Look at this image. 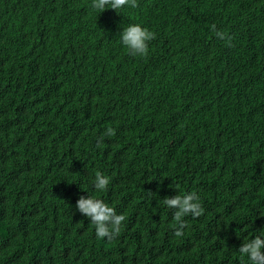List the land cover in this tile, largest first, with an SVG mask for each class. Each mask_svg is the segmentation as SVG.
Returning <instances> with one entry per match:
<instances>
[{"label":"trees","instance_id":"16d2710c","mask_svg":"<svg viewBox=\"0 0 264 264\" xmlns=\"http://www.w3.org/2000/svg\"><path fill=\"white\" fill-rule=\"evenodd\" d=\"M136 4L0 0V264H248L238 247L264 233V0ZM129 23L155 33L147 56L119 43ZM188 191L204 212L177 236L163 199ZM81 195L124 215L116 237L95 236Z\"/></svg>","mask_w":264,"mask_h":264},{"label":"clouds","instance_id":"9594fccd","mask_svg":"<svg viewBox=\"0 0 264 264\" xmlns=\"http://www.w3.org/2000/svg\"><path fill=\"white\" fill-rule=\"evenodd\" d=\"M136 0H91V7L94 10L103 11L106 8L122 12L125 8H135ZM217 39L226 40V34L219 29L215 30ZM155 33L140 23H129L124 27L119 37V43L124 47L128 55L134 57H145L149 53V43L153 40ZM110 135L111 130H106ZM94 190L104 191L107 189L110 178L101 172H97L91 179ZM163 203L167 208H174L173 219L179 224L176 235H181L184 226L182 217L191 215L199 217L204 208L201 204V197L196 191H188L184 194L165 197ZM76 209L89 218L90 224L94 225V232L97 238L113 239L121 231L122 222L125 217L117 213L115 208L106 203L103 199L92 195L79 196L75 202ZM264 209H259V214ZM264 216V215H261ZM241 257H246L248 264H264V233L252 236L244 240L238 247Z\"/></svg>","mask_w":264,"mask_h":264}]
</instances>
